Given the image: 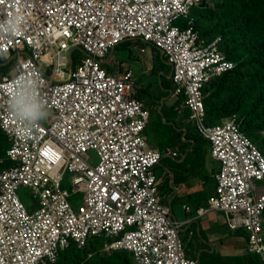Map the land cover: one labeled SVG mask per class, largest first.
I'll return each mask as SVG.
<instances>
[{
  "label": "built area",
  "instance_id": "built-area-1",
  "mask_svg": "<svg viewBox=\"0 0 264 264\" xmlns=\"http://www.w3.org/2000/svg\"><path fill=\"white\" fill-rule=\"evenodd\" d=\"M204 2L0 0V19L19 14L24 27L0 40V129L11 163L0 171V264H54L72 243L83 248L97 238L110 240L111 252L132 254L135 264H199L186 255L183 224L161 201L154 170L164 153L148 143L151 112L134 90L133 72L114 76L103 67L130 40L167 57L173 94L184 96L219 163L215 193L199 212L225 213L228 227L247 234L248 251L264 264V190L257 185L264 154L236 114L206 122L203 89L237 63L221 49V36L207 41L197 28L191 9ZM75 51L84 57L73 68ZM20 72L39 77L47 104L48 117L36 129H24L7 108ZM166 154L177 156L169 148ZM67 173L71 191L62 186ZM21 187L34 193L32 209L20 200Z\"/></svg>",
  "mask_w": 264,
  "mask_h": 264
},
{
  "label": "crops",
  "instance_id": "crops-1",
  "mask_svg": "<svg viewBox=\"0 0 264 264\" xmlns=\"http://www.w3.org/2000/svg\"><path fill=\"white\" fill-rule=\"evenodd\" d=\"M150 46L141 40L124 42L104 60L103 67L114 76L130 69L133 72L134 90L151 112L148 125H154L155 131L165 132V138L170 142L167 137L170 133L177 138L170 146L157 138L149 141V135L157 133L146 131L150 147L165 149L157 166L161 167L160 176L156 173L157 168L154 172L162 203L170 207L172 218L183 224L180 238L186 255L198 260L199 264H262L258 255L248 251L247 234L228 227L225 213L199 212L215 193L219 163L211 154L210 142L196 131L190 115L185 116L188 108L184 104V97L181 99L173 94L172 66L167 57ZM154 71L162 89L168 93L161 99H151L144 92L150 84L142 76ZM163 79H167L168 84ZM142 93L149 101L142 99ZM168 148L177 156L166 154ZM259 188L264 190V184ZM186 206L190 208L189 211L185 210Z\"/></svg>",
  "mask_w": 264,
  "mask_h": 264
},
{
  "label": "trees",
  "instance_id": "trees-1",
  "mask_svg": "<svg viewBox=\"0 0 264 264\" xmlns=\"http://www.w3.org/2000/svg\"><path fill=\"white\" fill-rule=\"evenodd\" d=\"M224 2L227 11L219 14V19L221 20L222 17L229 15L223 21L221 31L222 36H224L223 38L228 36L222 41L221 49L223 50L224 48L223 51L228 56L235 55V58H228L236 62L237 66L214 80L213 85L215 87L218 86V90L208 97L207 102L204 99L206 122L207 124H217L213 122L218 120L221 122L225 117L235 113L234 111L243 109L241 114L245 117V120H243V127L241 124V129L257 141L260 137L259 133L264 131V78L261 77L264 72V0H224ZM196 26L207 41H211L217 37L215 35L211 38H205L206 36L203 34L198 22H196ZM241 54L246 57L244 61L237 59V57H242ZM83 57L84 54L79 51L77 59L75 57L73 59L72 67L74 68ZM254 75L257 80L255 83H251ZM205 88L203 89V95ZM225 92H228L229 96L221 98ZM231 93L233 96H230ZM245 94L252 95V97L256 95V99H250L249 107H246ZM180 97L182 99L184 96L181 95ZM231 106L235 109H230ZM189 115L190 111L188 109L185 116L188 117ZM161 123H163L162 120ZM150 130L155 131L154 125H148L147 133ZM261 144L264 151V138L261 139ZM8 148L9 142L0 129V149L4 150V153L0 155V165L5 161L4 169L8 168L11 164L6 153ZM98 240L102 239L97 238L91 241ZM77 248L79 247L72 243L68 248L60 251L59 259L63 255V259L65 260L63 264H80L82 258L73 253ZM115 253H127L133 259V255L128 252ZM110 263L111 259L107 264Z\"/></svg>",
  "mask_w": 264,
  "mask_h": 264
},
{
  "label": "rangeland",
  "instance_id": "rangeland-1",
  "mask_svg": "<svg viewBox=\"0 0 264 264\" xmlns=\"http://www.w3.org/2000/svg\"><path fill=\"white\" fill-rule=\"evenodd\" d=\"M227 11V7L225 6V2L224 0H205V2L203 3L202 7H194L191 9V15L194 16L197 19L198 25L200 26L201 30L203 31V34L206 36L205 38H211L214 37L215 35H220L221 31H222V24L223 21L229 16L227 15L226 17H222V19L220 20V16L219 14H221L222 12H226ZM228 36V35H227ZM226 36V37H227ZM224 36H222V41H224L226 39L223 38ZM150 48H152V46H150ZM224 50V48H223ZM225 52V51H224ZM79 55V51H75L74 56L75 59H77ZM242 55V54H241ZM228 56V55H227ZM229 58H235V55H229ZM237 59H242V61H244L246 59L245 55H242V57H237ZM261 77L264 78V72L261 75ZM142 79H144L145 81H148L147 83L150 84L148 85V90H145L144 92L149 95L151 97V99L155 98V99H161L163 96H167V91L163 90L161 87V82L159 77L157 76L156 71L149 73L148 75H144L142 76ZM165 83L168 84V80L167 79H163ZM257 80V78L254 75V78L252 79L251 83H255V81ZM215 81H213L211 84H209L205 90H204V99L205 102H207L208 97H210L214 92H216L218 90V86L215 87L213 85ZM258 84V82H257ZM166 91V92H165ZM233 96V94L231 93L230 96ZM229 96L228 92H225L224 95L221 98H227ZM142 99L147 102L149 101V98H147V96L145 94L142 93ZM250 99H256V95H254L252 97V95H248L245 94V100L247 101V106H250ZM230 109H235L233 106L230 107ZM245 109V108H244ZM238 116L240 125L242 124L243 127V120H245V117L242 116L241 112H243V109L239 110V111H234ZM231 114V115H233ZM226 118V117H225ZM220 120L218 121H214L213 123H219ZM245 124V121H244ZM155 133H157L156 135H154L151 133L149 135V141L154 140V138H157L159 141H165L166 143H168L170 146H172V142L174 140H176L177 138H175L173 133H170L167 137L171 140L168 141L165 138L166 133L162 132V131H155ZM246 135L258 146V148L261 150V152L264 154V151L262 150V144H261V139L264 138V131L259 133V139L257 141H255L247 132H245ZM162 151L164 152L165 149H162ZM4 153V150L2 151V149H0V155H2ZM92 154V162L93 163H97V157L96 154L94 152H91ZM1 162V160H0ZM4 163L0 165V171L2 169H4V164L5 161H3ZM156 173L158 176H160L161 174V167H156ZM262 184H264V182H258L257 185L261 186ZM62 186L65 189H68L69 191L72 190V185H71V174L67 173L65 175L64 181L62 183ZM18 196L20 198V200L28 207V209H32L33 208V204H34V193L26 188V187H21L18 190ZM82 193H76L74 194V196L72 197V202L75 206L79 205L82 201ZM108 241L106 240H98V241H91L88 245H86L83 248H77V250H74L73 253L74 255H78L80 256L81 262L80 264H107V262H109V260L111 259V263L110 264H135L134 260L132 259V257L127 254V253H115V252H111L110 249H108L106 247ZM65 262V260L63 259V255L60 257V259L58 260V262H56L55 264H63Z\"/></svg>",
  "mask_w": 264,
  "mask_h": 264
},
{
  "label": "clouds",
  "instance_id": "clouds-1",
  "mask_svg": "<svg viewBox=\"0 0 264 264\" xmlns=\"http://www.w3.org/2000/svg\"><path fill=\"white\" fill-rule=\"evenodd\" d=\"M22 19L19 14L0 19V40H7L21 34L24 31ZM0 54H5L2 47H0ZM22 67V64H18L13 71H18ZM39 87V77L34 72H20L12 81V87L8 93L7 108L24 129H36L40 122L48 117L47 104L39 94Z\"/></svg>",
  "mask_w": 264,
  "mask_h": 264
}]
</instances>
